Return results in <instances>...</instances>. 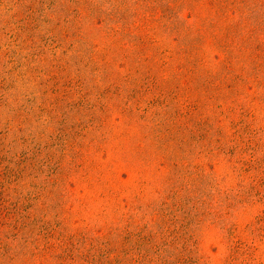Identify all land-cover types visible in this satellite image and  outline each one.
<instances>
[{"label":"rangeland","instance_id":"rangeland-1","mask_svg":"<svg viewBox=\"0 0 264 264\" xmlns=\"http://www.w3.org/2000/svg\"><path fill=\"white\" fill-rule=\"evenodd\" d=\"M182 1L0 0V264H264V0Z\"/></svg>","mask_w":264,"mask_h":264},{"label":"trees","instance_id":"trees-1","mask_svg":"<svg viewBox=\"0 0 264 264\" xmlns=\"http://www.w3.org/2000/svg\"><path fill=\"white\" fill-rule=\"evenodd\" d=\"M207 1V6L209 9L215 8L218 5V1L217 0H206ZM183 3H181V6H184V8H187L191 11H196L197 9V2H203L202 0H191L189 3L182 1ZM205 2V1H204ZM204 5H206V3H204ZM229 0H220V12L222 13V16L225 17L230 9L229 5H228ZM225 3V4H224ZM235 0H233V2H231V6H235L234 5ZM184 4V5H183ZM174 6L173 5H168V8H166V11L173 13L174 11ZM215 25H213L212 27H214ZM238 29V25H235L233 27H229L227 28V32H226V36L225 39L223 41H221L224 45H222L220 48H224L226 49L228 56H229V60L233 59V57H235V55L233 54V49L237 48V45H243L246 40L244 39H239L237 40L236 38V34H235V30ZM231 38V39H230ZM233 38V39H232ZM255 49H259V47H256ZM166 65L167 68L170 67V64L168 63H164ZM200 63L196 64V62H192L191 66L192 70L190 71V75L195 72V71H200L201 67H200ZM255 68V67H254ZM145 70H147V78H145V80H148V83L150 81L151 84L148 85V89L143 93L141 88L143 89V86L139 89H135L131 95H149V94H153V95H168V93L170 95H181L182 92V87H176L173 91L168 90V88L164 87L161 85V83H159L158 78L153 70V67H147L145 68ZM229 73L232 72L231 69H226ZM142 71L143 68H139L137 69V71L135 72L136 74L138 73L139 75H142ZM219 75L217 74H209L208 75V80H206V86L205 88L207 89V91L211 92V95H214V92L217 90V88L219 87ZM141 79V76L138 77V80L136 79V81H139ZM235 83L236 82H241L242 84H246L247 80L242 79L241 76H236L235 77ZM237 84V83H236ZM238 85V84H237ZM204 86V85H203ZM202 86V87H203ZM51 249H53L52 245H47L46 248L44 249V253H47L48 251H50Z\"/></svg>","mask_w":264,"mask_h":264}]
</instances>
